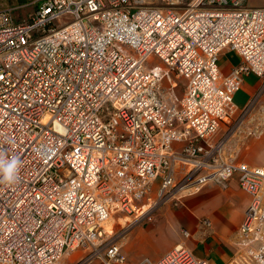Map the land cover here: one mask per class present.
<instances>
[{
  "label": "built area",
  "instance_id": "built-area-1",
  "mask_svg": "<svg viewBox=\"0 0 264 264\" xmlns=\"http://www.w3.org/2000/svg\"><path fill=\"white\" fill-rule=\"evenodd\" d=\"M162 1L39 0L23 22L0 7V150L21 161L0 183V264H64L79 249L73 264L124 262L131 223L236 174L252 195L240 264H264V166L227 154L230 133L258 132L247 121L264 93V6ZM224 51L241 57L228 74ZM250 74L261 85L240 108ZM172 75L186 80L180 99ZM139 264L207 262L179 245Z\"/></svg>",
  "mask_w": 264,
  "mask_h": 264
},
{
  "label": "crops",
  "instance_id": "crops-1",
  "mask_svg": "<svg viewBox=\"0 0 264 264\" xmlns=\"http://www.w3.org/2000/svg\"><path fill=\"white\" fill-rule=\"evenodd\" d=\"M251 6H264V0H249ZM241 57L232 51H224L220 55V66L223 74H228ZM261 79L256 74L246 76L241 89L248 95L245 107L257 94ZM259 105L252 114L255 129L264 122V93L258 100ZM264 142V141H263ZM264 143L258 145L263 152ZM231 160H236L228 153ZM253 166H264V160L244 161ZM252 195L241 188L239 175L227 181V185L211 182L199 191L186 195L179 205L172 202L162 204L154 212L153 220L134 221L126 231L118 236L121 251L125 255L124 262L112 264H139L144 258L157 260L176 246L189 248L197 257L206 260L207 264H240L246 255V249L238 244L242 236L240 228ZM210 221L208 225L205 220ZM85 256L83 251L75 250L63 259L64 264H73ZM85 264H107L94 258Z\"/></svg>",
  "mask_w": 264,
  "mask_h": 264
},
{
  "label": "rangeland",
  "instance_id": "rangeland-1",
  "mask_svg": "<svg viewBox=\"0 0 264 264\" xmlns=\"http://www.w3.org/2000/svg\"><path fill=\"white\" fill-rule=\"evenodd\" d=\"M39 0H0V7H14V17L18 22L27 21L29 16L35 10ZM157 4H162V0H150ZM161 63V61H159ZM162 64V63H161ZM171 78L177 81V86L175 87V92L177 98L180 99L185 92V84L186 80L181 77H176V75H172ZM164 83L166 86L170 85L168 76L164 77ZM248 95H245V92L242 90L238 96L234 98L235 103L241 107L247 101ZM259 105L258 101L253 105L251 115L248 117L247 125L255 127L253 124L252 114L255 112L256 107ZM264 128V122L262 126L259 128ZM245 128L237 130L236 133H230V140L227 143V151L230 154H233L236 160H244L250 161V158H254L255 160H260L261 162L264 160V147L261 148L263 152H260L258 149V145L264 143V132L257 134L249 135L245 131ZM228 132L227 127L223 125L220 135ZM264 146V144H263ZM128 220H132L133 217H127ZM115 228H121V226L126 225L128 222H125L124 219L114 220ZM82 251V250H78ZM68 256V255H67ZM65 256V257H67ZM64 257V259H65Z\"/></svg>",
  "mask_w": 264,
  "mask_h": 264
},
{
  "label": "clouds",
  "instance_id": "clouds-1",
  "mask_svg": "<svg viewBox=\"0 0 264 264\" xmlns=\"http://www.w3.org/2000/svg\"><path fill=\"white\" fill-rule=\"evenodd\" d=\"M20 166L18 157L9 158L4 150H0V183H15L19 179Z\"/></svg>",
  "mask_w": 264,
  "mask_h": 264
},
{
  "label": "bare ground",
  "instance_id": "bare-ground-1",
  "mask_svg": "<svg viewBox=\"0 0 264 264\" xmlns=\"http://www.w3.org/2000/svg\"><path fill=\"white\" fill-rule=\"evenodd\" d=\"M111 222H112V219H111V221H109V224H112Z\"/></svg>",
  "mask_w": 264,
  "mask_h": 264
}]
</instances>
